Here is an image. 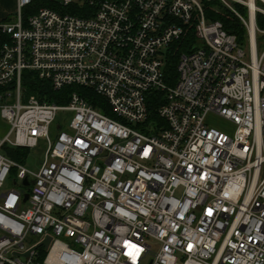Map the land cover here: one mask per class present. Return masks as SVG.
<instances>
[{
    "label": "built area",
    "instance_id": "1",
    "mask_svg": "<svg viewBox=\"0 0 264 264\" xmlns=\"http://www.w3.org/2000/svg\"><path fill=\"white\" fill-rule=\"evenodd\" d=\"M14 1L17 20L0 21L11 125L0 141V264H264V0H38L33 12L34 0ZM215 2L246 41L208 20ZM190 26L195 42L169 83L168 55ZM25 71L98 100L74 90L66 105L23 103ZM59 113L66 128L53 141ZM41 138L37 170L4 149Z\"/></svg>",
    "mask_w": 264,
    "mask_h": 264
},
{
    "label": "trees",
    "instance_id": "2",
    "mask_svg": "<svg viewBox=\"0 0 264 264\" xmlns=\"http://www.w3.org/2000/svg\"><path fill=\"white\" fill-rule=\"evenodd\" d=\"M40 1L34 0V5L28 9L27 12H33L40 6ZM43 6H49L47 2L42 3ZM238 9L244 16L247 15L246 7L239 6ZM207 17L209 21H221L224 28L237 37L240 43L246 41V28L241 20L229 9L221 7L218 3H212L207 7ZM257 24L259 29L264 28V17L261 14L257 16ZM195 42L193 27H188L185 36L179 43L174 44L172 52L168 55V63L166 67L167 80L169 83H173L176 80L177 73L176 67L183 52H187L192 43ZM23 83L27 89V95H35L41 101H47L53 104L66 105L68 104V96L72 91H78L88 98L91 104H96L98 97L83 87H65L60 91H54L49 82L39 79L35 72L25 71L23 75ZM1 91V90H0ZM149 111L151 113V119H158V107L161 104L160 97L157 94L150 95L148 100ZM6 154L14 161L19 163H26L28 161L29 149L23 148H11L5 147Z\"/></svg>",
    "mask_w": 264,
    "mask_h": 264
},
{
    "label": "rangeland",
    "instance_id": "3",
    "mask_svg": "<svg viewBox=\"0 0 264 264\" xmlns=\"http://www.w3.org/2000/svg\"><path fill=\"white\" fill-rule=\"evenodd\" d=\"M8 19H11L12 21H16L17 18L15 15H11ZM264 29V28H263ZM246 50H248L247 44H246ZM30 95H27V89H24V93L22 95V99H23V103H26V99L29 97ZM66 116L63 113H59L58 117H57V121L52 125L51 129H50V137L51 139L54 141L57 134L59 133V128L58 126L61 125L64 128H66L65 126V122L63 121V117ZM70 116V115H67ZM68 121V120H67ZM213 125L215 127L218 128H225L227 127L226 123H224L221 120H214L212 121ZM10 129H11V125L8 123V121H6L1 114L0 111V141L3 140L9 133H10ZM12 140H14V136H11ZM47 141L44 138H41L38 142V146L32 150H30L29 153V157H28V162H27V166L32 169V170H37L40 166V162L46 152L47 149ZM14 185L13 184H8L6 186V189H11ZM19 190H24L23 187L21 185H19L17 187ZM5 189V190H6ZM4 191V190H2ZM40 252V260L43 261L46 252L44 249H39Z\"/></svg>",
    "mask_w": 264,
    "mask_h": 264
},
{
    "label": "crops",
    "instance_id": "4",
    "mask_svg": "<svg viewBox=\"0 0 264 264\" xmlns=\"http://www.w3.org/2000/svg\"><path fill=\"white\" fill-rule=\"evenodd\" d=\"M17 4L14 0H0V21L15 15Z\"/></svg>",
    "mask_w": 264,
    "mask_h": 264
},
{
    "label": "water",
    "instance_id": "5",
    "mask_svg": "<svg viewBox=\"0 0 264 264\" xmlns=\"http://www.w3.org/2000/svg\"><path fill=\"white\" fill-rule=\"evenodd\" d=\"M28 184V181L25 180L24 181V185H27ZM29 198V194H26L25 197H24V202H26ZM49 242H50V239H47L43 244H41V246H43L44 248H48L49 246ZM30 253H27V256L29 255Z\"/></svg>",
    "mask_w": 264,
    "mask_h": 264
},
{
    "label": "snow or ice",
    "instance_id": "6",
    "mask_svg": "<svg viewBox=\"0 0 264 264\" xmlns=\"http://www.w3.org/2000/svg\"><path fill=\"white\" fill-rule=\"evenodd\" d=\"M209 211H211V210H209Z\"/></svg>",
    "mask_w": 264,
    "mask_h": 264
}]
</instances>
